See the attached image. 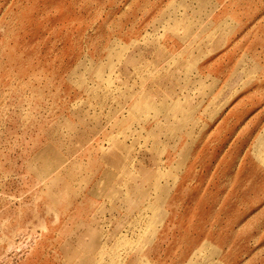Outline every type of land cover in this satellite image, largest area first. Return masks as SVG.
<instances>
[{
	"label": "rangeland",
	"instance_id": "374dc122",
	"mask_svg": "<svg viewBox=\"0 0 264 264\" xmlns=\"http://www.w3.org/2000/svg\"><path fill=\"white\" fill-rule=\"evenodd\" d=\"M0 264H264V0H0Z\"/></svg>",
	"mask_w": 264,
	"mask_h": 264
}]
</instances>
